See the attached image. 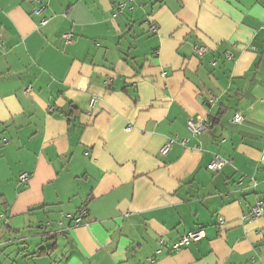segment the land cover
<instances>
[{"label":"crops","instance_id":"crops-1","mask_svg":"<svg viewBox=\"0 0 264 264\" xmlns=\"http://www.w3.org/2000/svg\"><path fill=\"white\" fill-rule=\"evenodd\" d=\"M122 1L0 0V264H264V0Z\"/></svg>","mask_w":264,"mask_h":264},{"label":"built area","instance_id":"built-area-1","mask_svg":"<svg viewBox=\"0 0 264 264\" xmlns=\"http://www.w3.org/2000/svg\"><path fill=\"white\" fill-rule=\"evenodd\" d=\"M132 0H123L122 2L118 3L117 5V11L120 12L122 11L125 6L131 2ZM45 10V5H40L39 7H35L33 8L32 12L34 14L37 15H41ZM49 18L48 17H42L40 20L41 24H46L48 22ZM151 30L155 31V27L151 26ZM62 39L64 41L65 44H69L71 42L72 39V33L71 31H66L62 34ZM3 45V40L0 34V49L2 48ZM207 51V49L203 46L201 47H197L196 48V53L199 56H202L205 52ZM215 64V63H212ZM29 90V88L25 89V91L27 92ZM216 100V98L214 97H210L209 98V102H214ZM97 103V98L96 97H91L90 101H89V109H94V107L96 106ZM244 120L243 115L240 112H236L233 114V116L231 117L230 121L233 124H240L242 123ZM186 125L188 127V129L190 130V132L192 133V135H199L201 133H203L204 131H206L210 126H212V123L206 119H202V118H189L186 122ZM173 142V140H170V142L168 144H166L165 146L162 147L161 149V153L165 154L170 146V144ZM228 162V160L224 159L223 157H221L220 155H215L213 157V159L207 164V169L211 172H217L219 170L222 169V167ZM29 179V175L27 173H22L19 175L18 180L20 182L26 183ZM84 213V211H82V213L77 216V217H70V215H68V217H70L73 222L75 224H79L82 221V214ZM260 217H264V203L261 200H258L255 202V204L243 215V219H252V218H260ZM219 223L222 224L223 220L220 219ZM205 230L204 228H197L194 230H190L187 231L186 233H184L179 239L178 241L173 245V249L174 250H179L183 247L188 246L190 243H194L197 242L201 239H203L205 237Z\"/></svg>","mask_w":264,"mask_h":264},{"label":"rangeland","instance_id":"rangeland-1","mask_svg":"<svg viewBox=\"0 0 264 264\" xmlns=\"http://www.w3.org/2000/svg\"><path fill=\"white\" fill-rule=\"evenodd\" d=\"M44 221L42 222V224L43 225H47V222H46V219H43ZM53 220V219H52ZM46 222V223H45ZM55 223V221H52V224H54ZM36 225V224H35ZM38 225V224H37ZM35 227V226H34ZM47 227V226H46ZM38 230V229H37ZM35 231H36V228H35ZM34 231V232H35ZM34 232H28V231H25V232H20V233H18L17 235H16V237L18 238H20V240L21 241H24V243H31V242H36V239L39 237V236H37V235H34V236H32V235H29V233L30 234H34Z\"/></svg>","mask_w":264,"mask_h":264},{"label":"trees","instance_id":"trees-1","mask_svg":"<svg viewBox=\"0 0 264 264\" xmlns=\"http://www.w3.org/2000/svg\"><path fill=\"white\" fill-rule=\"evenodd\" d=\"M220 113H221V112H218L217 115H219ZM216 120H217V117H211V118H210V122H211V123L215 122ZM42 251H43V249L40 250L39 252H42ZM34 254H36V253H34Z\"/></svg>","mask_w":264,"mask_h":264}]
</instances>
